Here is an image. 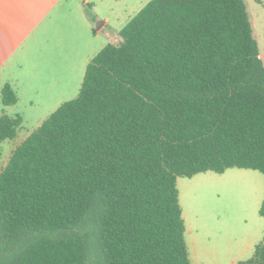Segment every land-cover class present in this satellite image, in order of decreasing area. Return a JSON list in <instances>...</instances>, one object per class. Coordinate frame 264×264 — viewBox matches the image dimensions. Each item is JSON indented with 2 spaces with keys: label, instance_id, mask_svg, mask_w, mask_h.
<instances>
[{
  "label": "trees",
  "instance_id": "1",
  "mask_svg": "<svg viewBox=\"0 0 264 264\" xmlns=\"http://www.w3.org/2000/svg\"><path fill=\"white\" fill-rule=\"evenodd\" d=\"M118 34L0 171V264H191L177 179L264 178V62L245 0H149ZM1 102H16L10 83ZM20 123L0 115V141ZM237 264H264V242Z\"/></svg>",
  "mask_w": 264,
  "mask_h": 264
},
{
  "label": "rangeland",
  "instance_id": "2",
  "mask_svg": "<svg viewBox=\"0 0 264 264\" xmlns=\"http://www.w3.org/2000/svg\"><path fill=\"white\" fill-rule=\"evenodd\" d=\"M148 1L96 0L98 14L109 17L110 22L89 48L90 55L93 56L107 43L120 41L119 30ZM245 2L264 62V0ZM80 70L69 75L65 89L50 92L43 88L39 93L30 90L31 101L21 94L14 104L4 105L0 91V115L21 117L16 136L0 141V171L16 145L60 103L77 95L84 68L82 74ZM75 77L76 80L70 82V78L73 80ZM177 188L192 264H231L228 248L235 250L246 244L264 242V219L258 213L264 193V178L258 170L232 167L223 173L205 171L190 178L179 177Z\"/></svg>",
  "mask_w": 264,
  "mask_h": 264
},
{
  "label": "crops",
  "instance_id": "3",
  "mask_svg": "<svg viewBox=\"0 0 264 264\" xmlns=\"http://www.w3.org/2000/svg\"><path fill=\"white\" fill-rule=\"evenodd\" d=\"M95 2L0 0V91L10 83L16 101L21 94L31 101L30 90L65 89L70 74L78 69L82 74L92 57L89 48L110 22L109 17L98 14ZM87 7L96 16L94 22L86 14ZM74 80L76 77L70 78V82ZM257 244L228 248L231 264L250 258ZM194 254L198 257L196 250ZM189 259L192 264L190 251Z\"/></svg>",
  "mask_w": 264,
  "mask_h": 264
}]
</instances>
